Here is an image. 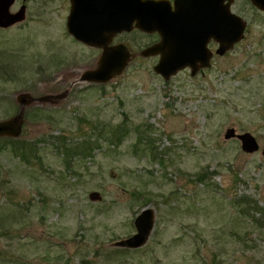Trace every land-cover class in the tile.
Returning a JSON list of instances; mask_svg holds the SVG:
<instances>
[{
	"label": "rangeland",
	"instance_id": "1",
	"mask_svg": "<svg viewBox=\"0 0 264 264\" xmlns=\"http://www.w3.org/2000/svg\"><path fill=\"white\" fill-rule=\"evenodd\" d=\"M22 3L25 19L0 28V121L23 119L17 153L0 148V264H264V17L249 12L207 70L168 80L139 54L155 35L116 34L132 57L98 84L80 76L101 49L67 33L65 2L10 11ZM229 127L259 149L225 139ZM146 206V243L114 245Z\"/></svg>",
	"mask_w": 264,
	"mask_h": 264
},
{
	"label": "water",
	"instance_id": "2",
	"mask_svg": "<svg viewBox=\"0 0 264 264\" xmlns=\"http://www.w3.org/2000/svg\"><path fill=\"white\" fill-rule=\"evenodd\" d=\"M232 0H77L72 1L67 18L68 33L86 46L101 49L97 67L84 70L81 81L105 83L120 74L132 57L123 43L111 44L116 34L138 29L146 33L157 32L159 40L140 51L142 56L158 55L153 66L155 73L164 80L184 68L191 75L198 69L209 66L212 52L207 43L218 42L215 53L223 55L244 36L245 21L230 11ZM264 11V0H251ZM14 0H0V27H9L25 19V6L10 12ZM26 95L17 97L21 106L29 103ZM44 100V99H43ZM41 99V101H43ZM22 111L0 121V137H16L21 131ZM225 139L237 137L245 152H254L259 145L251 133L237 134L229 127ZM264 157V147L262 148ZM92 200L99 199L98 192L89 194ZM154 210L148 206L136 215L133 224L135 233L114 242L122 248L135 249L143 246L151 232Z\"/></svg>",
	"mask_w": 264,
	"mask_h": 264
},
{
	"label": "flooded vegetation",
	"instance_id": "3",
	"mask_svg": "<svg viewBox=\"0 0 264 264\" xmlns=\"http://www.w3.org/2000/svg\"><path fill=\"white\" fill-rule=\"evenodd\" d=\"M15 1V0H14ZM62 1H64L65 2V4H66V6H65V9H64V12H63V17H64V20H65V25H66V23H67V18H68V16L70 15V12H71V7H72V1H77V0H62ZM80 1V0H79ZM82 1V0H81ZM168 1H170V4H171V7L173 8L174 7V5L172 4L173 3V0H168ZM23 2H25V0H23ZM14 3V2H13ZM22 5H24L25 6V14H26V5L24 4V3H22L20 6H22ZM12 6V5H11ZM10 6V7H11ZM20 8V7H19ZM19 8H18V10H19ZM18 10H16V11H18ZM16 11H10V12H16ZM230 11L232 12V13H234V14H236L237 16H239L240 18H242L244 21H245V29H244V32H245V30H246V28H247V22H246V17H248V14H249V12H251V13H255L256 15H261V16H263L264 17V11L263 10H261L260 8H258L255 4H253V2L251 1V0H232L231 2H230ZM26 16V15H25ZM18 23H20V22H18ZM15 24H17V23H15ZM64 25V26H65ZM12 26V25H11ZM10 27V26H9ZM9 27H5V28H9ZM1 29H5V28H3V27H0ZM66 30H67V26H66ZM67 33H68V30H67ZM69 34V33H68ZM150 34H153V35H155L156 36V39H155V41L153 42V43H156L158 40H159V35H158V33L157 32H153V33H150ZM243 38H244V36H243ZM80 42V41H79ZM239 42V41H238ZM237 42V43H238ZM82 43V42H81ZM152 43V44H153ZM237 43H235L234 44V46L237 44ZM84 44V43H83ZM85 46H86V44H84ZM233 46V47H234ZM207 47H208V49L212 52V57L210 58V64H209V66L208 67H206V68H200V69H198V71L193 75H191V72H190V68H184V69H182V71H189V74L191 75V76H196V75H199L200 73H202L203 71H205V70H207L210 66H211V63H212V59H213V57H214V55H218V54H216L215 53V50L217 49V47H218V42L217 41H215V39H211V40H209L208 41V43H207ZM228 52V51H227ZM152 57H156L157 59H158V55H155V56H152ZM99 84V83H98ZM233 128V127H232ZM234 132L236 133V131H235V129H234ZM245 132H248V131H245ZM243 133V132H242ZM249 133V132H248ZM237 134H241V133H237ZM232 138H237V137H232ZM255 138V137H254ZM238 139V138H237ZM256 139V138H255ZM239 140V139H238ZM257 141V140H256ZM239 142H240V140H239ZM258 143V142H257ZM259 145V147H260V144H258ZM264 146H262L261 147V152H262V148H263ZM245 152V151H244ZM247 153H252V152H247ZM262 154V153H261ZM263 156V155H262Z\"/></svg>",
	"mask_w": 264,
	"mask_h": 264
},
{
	"label": "trees",
	"instance_id": "4",
	"mask_svg": "<svg viewBox=\"0 0 264 264\" xmlns=\"http://www.w3.org/2000/svg\"><path fill=\"white\" fill-rule=\"evenodd\" d=\"M110 126H112V125H110ZM108 128H109V125H108ZM122 128H123V126H122ZM138 128V127H137ZM124 129V128H123ZM108 130V129H107ZM118 132V134H119V131L117 130V131H115V133H117ZM120 135V134H119ZM18 140H16V139H11L10 137H1L0 138V148H2V147H8V145H10V146H12L13 147V151H15L16 153H17V150L20 148V146H18V147H16L15 145L17 144V145H19V143L17 142ZM89 144V143H88ZM22 147H24L25 148V146H22ZM89 149L91 148V146H89L88 147ZM93 149V148H92ZM203 177H204V175H203V173H200V174H197L196 175V178L198 179V180H202L203 179ZM244 203H247V202H245V201H243Z\"/></svg>",
	"mask_w": 264,
	"mask_h": 264
}]
</instances>
